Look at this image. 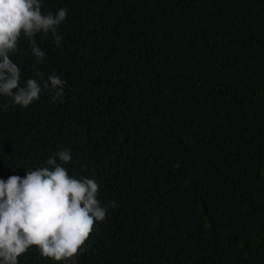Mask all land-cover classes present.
Returning <instances> with one entry per match:
<instances>
[{
  "label": "trees",
  "instance_id": "16d2710c",
  "mask_svg": "<svg viewBox=\"0 0 264 264\" xmlns=\"http://www.w3.org/2000/svg\"><path fill=\"white\" fill-rule=\"evenodd\" d=\"M60 8L42 61L23 37L10 54L42 91L0 95V179L70 151L108 209L75 264H264V0H41Z\"/></svg>",
  "mask_w": 264,
  "mask_h": 264
},
{
  "label": "clouds",
  "instance_id": "9594fccd",
  "mask_svg": "<svg viewBox=\"0 0 264 264\" xmlns=\"http://www.w3.org/2000/svg\"><path fill=\"white\" fill-rule=\"evenodd\" d=\"M67 16L66 8L55 15L45 14L41 0H0V95L25 108L40 98L42 88L37 80L30 78L20 86L21 70L10 54L20 51L18 42L23 37L32 55L42 61L45 52L34 37L51 33L58 45L62 37L57 28ZM36 75L42 73L37 70ZM42 84L52 93V102L65 94L66 81L55 74ZM57 157L62 163L72 161L70 151L62 149L46 160L50 167L28 170L23 178L0 179V264H19L18 258L31 247L41 258L75 264L96 223L106 219L108 209L97 199L99 184L69 175Z\"/></svg>",
  "mask_w": 264,
  "mask_h": 264
}]
</instances>
